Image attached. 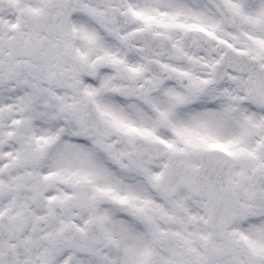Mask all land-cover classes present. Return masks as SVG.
I'll list each match as a JSON object with an SVG mask.
<instances>
[{"label":"snow or ice","instance_id":"1","mask_svg":"<svg viewBox=\"0 0 264 264\" xmlns=\"http://www.w3.org/2000/svg\"><path fill=\"white\" fill-rule=\"evenodd\" d=\"M0 264H264V0H0Z\"/></svg>","mask_w":264,"mask_h":264}]
</instances>
